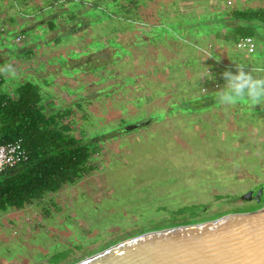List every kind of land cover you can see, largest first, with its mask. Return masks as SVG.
I'll list each match as a JSON object with an SVG mask.
<instances>
[{
	"label": "rangeland",
	"instance_id": "374dc122",
	"mask_svg": "<svg viewBox=\"0 0 264 264\" xmlns=\"http://www.w3.org/2000/svg\"><path fill=\"white\" fill-rule=\"evenodd\" d=\"M263 7L0 0V96L30 83L44 114L64 113L70 134L97 148L94 171L32 202L36 216L26 206L0 212V264H77L147 234L259 209L264 191L260 202L241 196L264 186V101L217 97L237 64L264 70V29L247 55L221 20ZM45 213L49 233L35 224ZM23 219L37 230L17 237Z\"/></svg>",
	"mask_w": 264,
	"mask_h": 264
},
{
	"label": "trees",
	"instance_id": "16d2710c",
	"mask_svg": "<svg viewBox=\"0 0 264 264\" xmlns=\"http://www.w3.org/2000/svg\"><path fill=\"white\" fill-rule=\"evenodd\" d=\"M221 22L233 24L227 41L242 36L257 41L264 29V7L229 11ZM62 119L64 113H43L40 94L30 83L17 88L13 96H0V140L21 139L29 157L0 174V212L23 209L94 171L90 158L97 148L93 142L73 137L70 125Z\"/></svg>",
	"mask_w": 264,
	"mask_h": 264
},
{
	"label": "water",
	"instance_id": "95a60500",
	"mask_svg": "<svg viewBox=\"0 0 264 264\" xmlns=\"http://www.w3.org/2000/svg\"><path fill=\"white\" fill-rule=\"evenodd\" d=\"M263 191L241 199L260 202ZM77 264H264V203L253 212L131 239Z\"/></svg>",
	"mask_w": 264,
	"mask_h": 264
},
{
	"label": "clouds",
	"instance_id": "9594fccd",
	"mask_svg": "<svg viewBox=\"0 0 264 264\" xmlns=\"http://www.w3.org/2000/svg\"><path fill=\"white\" fill-rule=\"evenodd\" d=\"M237 67L236 74L231 71L223 73L226 84L217 97L218 101L222 105L234 104L238 99L245 97L253 104L264 101V79H257L251 73L245 72L244 65L237 64ZM202 77L212 79L209 71Z\"/></svg>",
	"mask_w": 264,
	"mask_h": 264
},
{
	"label": "built area",
	"instance_id": "2783aa9c",
	"mask_svg": "<svg viewBox=\"0 0 264 264\" xmlns=\"http://www.w3.org/2000/svg\"><path fill=\"white\" fill-rule=\"evenodd\" d=\"M22 37H17L16 41L20 42ZM235 47L238 50L244 51L247 55H251L256 51L255 40L250 36H242L235 42ZM248 73H251L257 79H264V70L258 68H246ZM29 159L28 153L23 147L22 140L18 139L12 142L3 143L0 140V174L7 168H13L19 164L27 162ZM28 224L31 223L27 220ZM15 234V232H14Z\"/></svg>",
	"mask_w": 264,
	"mask_h": 264
},
{
	"label": "crops",
	"instance_id": "0c3cea01",
	"mask_svg": "<svg viewBox=\"0 0 264 264\" xmlns=\"http://www.w3.org/2000/svg\"><path fill=\"white\" fill-rule=\"evenodd\" d=\"M256 48H257V45H256ZM256 51H257V49H256ZM4 59H5V57H4ZM260 63L264 64V62L261 61V60H260ZM262 64L261 65H257V67L264 68V66ZM251 68H256V67H251ZM34 205H35L34 203H31V204L27 205L26 207L29 208L30 211H32L31 213H32L33 216H36V213H35L36 211H35V206ZM50 219H52V217H50L49 214L45 213L44 214V223H40V221L35 219L36 227L39 228V229L43 228V229H45L44 231H46V233H49L48 230H46V228H48L49 225H50ZM17 224L19 226L20 232L18 233L17 230L13 231V234L15 232L14 235L17 236V237H19V236L20 237H24V233H26L28 231L35 232V230H37L36 228H34V226L29 225L28 222H26V220L24 221V219L20 220L19 222H17Z\"/></svg>",
	"mask_w": 264,
	"mask_h": 264
},
{
	"label": "flooded vegetation",
	"instance_id": "af4514ba",
	"mask_svg": "<svg viewBox=\"0 0 264 264\" xmlns=\"http://www.w3.org/2000/svg\"><path fill=\"white\" fill-rule=\"evenodd\" d=\"M254 200V199H253Z\"/></svg>",
	"mask_w": 264,
	"mask_h": 264
}]
</instances>
